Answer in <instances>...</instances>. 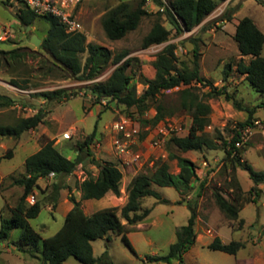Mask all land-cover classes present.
<instances>
[{
	"label": "rangeland",
	"instance_id": "374dc122",
	"mask_svg": "<svg viewBox=\"0 0 264 264\" xmlns=\"http://www.w3.org/2000/svg\"><path fill=\"white\" fill-rule=\"evenodd\" d=\"M120 1L124 0L83 1L81 4L83 6L81 18H77L81 22L82 27L88 29L87 41L110 49L113 56L121 53L126 54L123 59L129 58L131 60L127 73L131 76V83L135 86L137 95L143 92L147 87V80L153 77L154 68L152 62L155 60L156 54L166 44L174 43L176 45L174 52L178 58L175 61L177 67H181V62L191 66L193 49L196 47L199 53L201 75L208 82L205 85L193 83L192 86L199 97L211 106L210 128H208V124L205 127V132L213 135L216 129H220L224 136L227 134L225 127L243 122L249 117L247 111L236 109L232 101L226 100L224 94H214V89L219 90L224 85L226 91L236 101L241 103L243 107L253 109L250 120L258 119L261 122V126L254 128L255 132L247 144H245L241 157L242 161L250 163L255 167L254 169L264 170V135L260 131L264 125V107L259 106L264 102V92L255 91L245 79V75L237 70V62L242 59L247 63L249 57L245 56L242 58L240 56L237 44L231 34L234 31L232 25L234 23L232 21L233 16L240 18L244 14L252 16L260 30L264 32V0L220 2L199 25L190 30H183L180 33L175 31V28L166 19L164 12L159 9L162 0H146L144 8L149 14L142 18L138 27L129 31L121 39L110 40L104 34L100 24V17L105 11ZM165 1L168 4V0ZM16 4L18 7L10 8L3 0H0V35L4 29L8 30L7 38L0 40V47L4 49L20 47V51L25 53L19 62L12 61L10 64H7L5 61H1L0 95L11 97L14 99L15 104L0 106V123L13 124L20 117L33 115L40 107L44 108L46 115L42 123L35 128L23 132L18 138L0 136V172L3 176L10 172L0 182V227L1 218L9 215L10 209L20 199L21 191L17 190V187L20 186L15 184L14 180L22 175L21 171L24 159L29 154L35 152L44 140H52L58 150L68 157H73L78 143L86 135L90 134L95 125H97L101 144L99 153L97 151L95 154L98 153L100 155L97 157L99 159L108 158L114 160L115 156L113 154H105L110 142V135L106 133L105 126L113 119H118L122 116H132L140 125L143 124L144 120L149 121L146 123V126L151 125L150 120L156 113V105L159 104L165 116L158 123L164 125L168 123L177 124L181 127L179 135L187 133L191 122L189 114L180 107L179 89L183 86L162 90L156 99L149 100L146 103L147 107L144 111H140L135 106L126 107L121 103L108 104L107 102L104 104L101 100L97 101L94 97H89L86 91H83L90 86L87 80L60 79L55 72H48L47 67L50 64V56L39 49L41 43L36 46L29 41L30 35L34 33L42 42V38L46 35L47 23L36 18L35 22H32L30 25V28L25 29L21 23H17L16 17V12L20 11L25 5L20 0H17ZM159 12L161 13L159 15L161 16V22L170 29L169 39L160 44L143 47L142 38L151 27ZM86 55V53H83L82 59ZM262 55L264 56V44ZM114 67L115 64H109L104 71L112 70ZM227 67H229L228 76L223 80V71ZM11 79L18 81L19 86L13 84ZM57 88L66 89L73 95L59 102H48L36 94L39 91ZM70 127L74 128V134L68 139L63 138L62 133ZM168 141L164 147L167 158H160L161 161L168 160L169 151L171 153H179L195 160L199 178L202 177L201 173L203 171L200 169L204 167L208 168L206 171L208 177L213 173L211 179L206 184V189L201 200L200 197L190 199V201H200L198 212L207 221V223L205 221L200 222L201 228L206 232L205 239L211 241L212 237L216 236L220 230L229 233L227 226L219 225L216 221L218 211L214 212L216 206L211 196L212 189L217 188L221 189L223 194L230 198V190L227 189L226 185L230 169L226 167L222 158L218 157V155H222V151L217 148L210 151L204 149L203 151L191 150L179 152ZM209 152L211 153L209 154ZM215 157H218L220 160L214 162ZM203 160L207 161L206 166L202 164ZM169 167L174 173L179 170L175 159L169 160ZM241 167L236 168V174L243 173L242 170L244 168ZM97 171L96 166L90 163L88 156L85 155L83 162L78 165L72 176V183L77 185V176L80 174L82 176L87 174L96 175ZM129 173L130 171L127 170L124 173V178L127 179ZM65 178H62L61 183L64 193H68L70 190H67L64 185ZM124 178L121 180L120 189H125ZM49 181L47 185H50L51 180ZM217 181H220V185L217 184ZM45 183L47 181H43V187H45ZM193 185L196 187L198 183L195 184L194 182ZM151 187L161 197H165L167 202H159L154 196H146L142 199V207H149L151 209L150 214L145 220L147 225L139 231L134 229L127 231L131 232L130 241L135 253L126 246L120 235L110 234L108 240L99 238L92 241L95 256L99 257L105 252L107 259H110L113 264H235L237 257L245 256L247 250H239L234 255L210 249L197 242L183 254L181 261L176 259L170 263L150 261L148 255H163L167 253L169 243L176 238V228L186 224L190 216L189 206L182 204V202L180 203L184 197L180 199L179 192L175 188L158 186L156 184H152ZM33 193L35 199L40 196L38 190L36 193ZM263 198V190L261 189L254 199L256 201ZM88 201H92V209L99 208L98 200L89 199ZM220 216L222 223L229 226L232 223L233 226H237L238 219L228 221L222 214ZM239 217L243 218L244 222L248 225L258 226L259 221L264 222V205L262 203L260 205L249 204L239 211ZM62 222L63 215L61 211L51 213L45 208L40 211L38 216L30 220L31 225L40 230L42 236L53 234L61 227ZM42 226H45L46 229H41ZM246 229L250 231L249 226ZM20 234V228H14L9 233L7 239L10 243V250H6L0 240V264H42L40 244L36 246L22 244ZM256 236L253 243L248 246L249 250L260 247L258 244L259 235L256 234ZM3 237L1 236L0 238ZM236 238L233 236V240ZM250 240L252 239L250 238ZM148 252H156L157 254ZM66 262L67 264H85L73 256H70Z\"/></svg>",
	"mask_w": 264,
	"mask_h": 264
},
{
	"label": "trees",
	"instance_id": "16d2710c",
	"mask_svg": "<svg viewBox=\"0 0 264 264\" xmlns=\"http://www.w3.org/2000/svg\"><path fill=\"white\" fill-rule=\"evenodd\" d=\"M145 1H120L105 11L100 17V24L105 36L110 40H118L129 31L136 29L142 18L149 14L144 8ZM223 1L225 0H168L163 12L175 31L180 33L199 25L217 4ZM160 14L159 12L143 36V47L160 44L169 39L170 29L161 22ZM16 17L23 26L31 25L36 18L47 23L46 35L42 38L39 49L50 56L47 71L55 72L60 79H93L102 73L109 64H115L104 80L94 82L88 87L97 101L105 97L109 98L108 104L121 103L126 107L135 106L140 111H144L147 107L146 103L156 99L162 90L183 86L179 89V102L180 107L190 116V126L185 135H174L168 143L172 144L179 152L217 148L223 152L222 160L230 169L226 181L227 189L230 190V198L217 188L212 189L211 196L215 206L226 220L238 219L237 226L230 224L233 229L243 226L244 219L239 217V211L246 203L255 201L254 197L261 190L260 184L264 183V170H256L250 163L242 161L241 155L245 145H235L239 139L238 129L253 121L250 120L253 109L243 107L226 91L224 85L219 90L214 89V94H224L225 99L232 101L236 109L247 111L249 117L243 122L236 123L234 127H225L227 134L224 136L220 129H216L213 135L205 132V127L210 121L211 106L199 97L192 86L193 83L205 85L208 82L201 75L199 53L196 47L193 49L191 66L181 62V67H177L175 61L178 58L174 52L176 45L174 43L166 44L156 54V58L152 62L153 77L147 80V87L140 95H137L135 86L131 83V76L127 73L131 60L123 59L125 53L113 56L110 49L87 41L83 31H67L64 24L54 15H39L24 6L16 13ZM233 39L237 44L240 56L249 57L247 63L242 59L237 62V70L245 75V79L255 91L264 92V56L262 55L264 33L250 16L245 15L238 19ZM83 53L87 54L84 59H82ZM24 54L20 51V47L10 49L0 47V64L1 61H5L7 64L12 61L19 62ZM228 69L229 67L223 71V80L228 76ZM11 82L19 86L15 79H11ZM36 94L48 102H59L73 95L63 88L39 91ZM13 104H15L14 99L0 95V106ZM259 106L264 107V102ZM155 109L156 113L150 120L151 126L156 125L165 116L161 105H156ZM45 115L44 108L40 107L33 115L20 117L13 124L0 123V136L18 138L23 132L42 123ZM148 122L144 120L141 126H146ZM99 138L100 133L95 125L93 131L78 143L73 157H68L58 150L52 140H44L38 150L29 154L24 160V172L14 180L15 184L22 187L20 199L10 209L9 215L1 218L0 237L7 238L14 228H20L22 244L33 246L40 244L42 264H67L66 260L70 256L85 264H113L110 259H107L105 252L101 256L95 257L91 243L93 240L99 238L108 240L110 234L120 235L126 246L135 253L126 232L131 230L133 225L144 220L151 211L149 207H142V199L146 196H154L159 202H167V199L152 189V184L173 187L185 199V196L192 192L195 180L200 179L193 160L182 154L169 151L168 160H159L152 169L131 176L125 187L127 198L122 206H108L86 214L80 201L70 196L69 199L73 206L63 217L61 227L51 235L41 236L32 227L29 219L35 218L47 205L51 208L56 206L59 191L63 187L62 178L73 174L78 165L83 162L85 155L98 171L96 175H84L79 185L81 198L99 199L109 191L116 195L120 194L122 172L117 163L97 158L91 149V145ZM170 159L176 160L178 172L174 173L170 170ZM240 166L247 171L252 182L248 190H243L237 177L236 168ZM51 171L55 173V176L51 179L50 185L46 183L45 187H42L39 184V179L47 178ZM208 182L206 179L199 182L198 192L194 198L205 191ZM34 190H38L40 196L35 199L34 203L29 204L26 197L33 194ZM188 206L190 216L187 223L176 228V239L169 245L167 253L148 255L150 261L166 263H170L174 259L181 261L183 254L195 243L197 201L188 200ZM243 246L244 243L240 240L222 242L218 236H214L207 244L210 249L229 254H236Z\"/></svg>",
	"mask_w": 264,
	"mask_h": 264
},
{
	"label": "built area",
	"instance_id": "2783aa9c",
	"mask_svg": "<svg viewBox=\"0 0 264 264\" xmlns=\"http://www.w3.org/2000/svg\"><path fill=\"white\" fill-rule=\"evenodd\" d=\"M26 7L33 10L36 14H50L56 16L66 27L67 31H81L82 24L74 15V8L82 2V0H20ZM167 6L165 0L161 1L160 10L163 11ZM8 30H3L0 35V40L7 38ZM112 70H107L100 73L93 79L87 80V83L105 79ZM222 82V80H220ZM85 92V90H84ZM89 97H93L91 90L86 89ZM109 98H102L101 102L106 104ZM235 125H233L234 127ZM261 126L260 120H253L252 123L239 128V139L236 141V146L245 145L252 134L255 132V127ZM106 133L110 135L109 146L111 152L117 159V166L124 173L129 170L132 175L139 172H146L152 169L160 158H167L165 144L173 134L179 135L180 126L173 123L167 125L157 123L156 125L141 126L140 123L131 116H122L118 119H113L106 126ZM210 128V125H208ZM264 135V125L260 130ZM74 128L70 127L62 133L63 138L68 139L74 134ZM101 141L97 140L91 145L93 152L99 151ZM207 165L206 162L203 163ZM55 173L51 171L47 178L51 179ZM29 204L34 203V194L26 197ZM210 232V230H208Z\"/></svg>",
	"mask_w": 264,
	"mask_h": 264
},
{
	"label": "crops",
	"instance_id": "0c3cea01",
	"mask_svg": "<svg viewBox=\"0 0 264 264\" xmlns=\"http://www.w3.org/2000/svg\"><path fill=\"white\" fill-rule=\"evenodd\" d=\"M4 1V3L7 5V6H9L10 8H13V7H15V6H17L18 7V5L16 4V2H17V0H3ZM83 1L84 0H82V2L80 3V4H78L75 8H74V11H73V13H74V15L76 16V17H78V18H81V15H82V10H83V6L81 5L82 3H83ZM227 3L228 2H230V1H232V0H225ZM224 2V1H223ZM17 13V12H16ZM245 15H247V16H250L249 14H244V15H242V16H245ZM241 16V17H242ZM240 17V18H241ZM253 20H254V18L252 17V16H250ZM240 18H236V17H234L233 16V20L232 21H234V23L232 24L233 25V27H234V31H235V25H236V23L238 22V19H240ZM40 19V18H39ZM40 20H42V19H40ZM255 21V20H254ZM33 22H35V20L33 21ZM17 23H20L19 22V20L17 19ZM255 23L257 24V22L255 21ZM257 26H258V24H257ZM25 27V26H24ZM259 27V26H258ZM260 29V28H259ZM46 30H47V28H46ZM81 31H83L84 33H85V35L86 36H88V29L87 28H83L82 27V30ZM234 31L231 33V32H229V33H231L232 34V37H233V34H234ZM264 33V32H263ZM41 37H43V36H41ZM264 44V43H263ZM243 57H245V56H243ZM242 57V58H243ZM244 75V74H243ZM245 77V76H244ZM85 91H86V89H84ZM83 90V91H84ZM88 95V94H87ZM210 125V124H209ZM107 146V145H106ZM40 148V146L38 147V149ZM37 149V150H38ZM209 151L210 150H212V149H208ZM98 153H99V151H98ZM98 153H96L95 154V156L96 157H98V156H100ZM211 152H209V154H210ZM98 154V155H97ZM105 154L106 155H108V154H113L112 152H111V149H110V146L108 145L107 146V150H106V152H105ZM220 154V153H219ZM184 156V155H183ZM221 156H223V152H222V155H218V157L219 158H222ZM102 157V156H101ZM106 158H107V156H105ZM218 157H215V161L214 162H218L220 159L218 158ZM189 158V157H188ZM191 160H193L194 162H195V160L194 159H192V158H190ZM25 160V159H24ZM107 160H110V159H108L107 158ZM218 160V161H217ZM111 161H114V162H117V159L116 158H114V160H111ZM204 162H206L207 163V161L206 160H203V162H202V164L204 163ZM204 165V164H203ZM204 166H206V165H204ZM253 168H255L254 166H252ZM23 169H22V173L24 172V161H23V167H22ZM242 168V167H241ZM201 171H202V177H200V179H198V180H195V184L196 183H198V185H199V182L201 181V180H204V179H206L207 181H209L210 179H211V176L213 175V173L212 174H210L209 175V177L206 175V171L208 170V168H203V169H200ZM12 172V171H11ZM242 172L243 173H237V177H238V179H239V182H240V184H241V186H242V188H243V190H248L250 187H251V185H252V182H251V180H250V178H249V176H248V173H247V171L246 170H242ZM10 173V172H9ZM9 173H7V174H9ZM75 173V172H74ZM74 173L73 174H71V175H68L66 178H65V186H66V189L67 190H70L68 193H64V188H61L60 189V191H59V197H58V200H57V202H56V206L54 207V208H51L49 205H47V206H45V207H43V208H45L46 210H48L49 212H51V213H53V212H58V211H61L62 212V215H63V217L67 214V212L72 208V206H73V203L70 201V199H69V197L70 196H73L74 198H75V200H77V201H80V203H81V206H82V209H83V211L86 213V214H90V213H92V212H94L95 210H97V209H100V208H104V207H108V206H122L124 203H125V201H126V198H127V194H126V189H120V194L119 195H116V194H114L113 192H111V191H109V192H107L103 197H101V198H99V199H95V200H98V202H99V205L100 206H98L99 208H97V209H95V208H91L92 207V205H93V203H92V201H88L89 199H82L81 198V191H80V182L82 181V179L84 178V175L82 176L81 174L80 175H78L77 176V180H78V182L76 183L77 185H75L74 183H72V180H73V178H72V176L74 175ZM2 175V173L0 172V178H1V181L6 177V176H8V175ZM246 174V175H245ZM128 175V174H127ZM199 176H201V175H199ZM245 176V177H244ZM127 177V176H126ZM124 178V176L122 177V179ZM130 178H131V175H130V173H129V175H128V177H127V179L126 178H124L125 179V182H124V184L125 185H127V183H128V181L130 180ZM52 179V178H51ZM51 179H48V178H45V179H43V178H41V179H39V184L43 187V181H47V183H49L50 181L49 180H51ZM247 180V181H246ZM0 181V182H1ZM46 184V183H45ZM194 184V183H193ZM217 184L218 185H220V181H217ZM124 185V186H125ZM198 185H196V187H194L193 188V190H192V192L191 193H189L187 196H186V198L185 199H183V200H179L180 201V203L182 202V204H184V205H188V200H190L191 198H193V197H195V195H196V193L198 192ZM126 187V186H125ZM260 188L263 190V195H264V183H261L260 184ZM17 190H20V191H22V187L20 186V187H17ZM34 192L36 193L37 192V190H34ZM21 193V192H20ZM34 194V193H33ZM66 194H67V196H66ZM180 195V194H179ZM203 195H204V192L200 195V196H198V197H200V200H201V198L203 197ZM181 195H180V199H181ZM163 198H165V197H163ZM166 199V198H165ZM198 203V205H197V217H196V224H195V230H196V239H195V243H197V242H199L202 246H207V244L210 242V241H208V240H206L205 239V231L201 228V225H200V222L201 221H205L204 220V218H203V216L202 215H200V213L198 212L199 211V204H200V201H198L197 202ZM263 204L264 205V198L263 199H259V200H256V201H251V202H248V203H246L243 207H242V209L245 207V206H247V205H249V204H256V205H260V204ZM141 205H142V203H141ZM42 208V209H43ZM41 209V210H42ZM218 211V215L216 216V221H217V223L219 224V225H224V226H227V228H228V230H229V233H226V232H222L221 230L219 231V233L216 235V236H218L220 239H221V241L222 242H229V241H231V240H233V236H235V237H237L235 240H240V241H242L243 243H244V246L242 247V248H240L239 250H247L246 251V253H245V256H242V257H237L236 259H235V264H237V263H241V264H264V222H260L259 221V223H258V226H251V225H248L246 222H244V224H243V226L241 227V228H239V229H233L231 226H229V225H227V224H225V223H222V221H221V216H220V212H219V210L217 209V207H216V209L214 208V212L215 211ZM40 213V212H39ZM150 214V213H149ZM38 216V215H37ZM148 217V216H147ZM146 217V218H147ZM146 218L144 219V220H142L141 222H138L137 224H135V225H133V228L131 229V230H141V229H143L144 227H145V225H147L146 224V222H145V220H146ZM33 219V218H32ZM30 220L31 219H29V222H30ZM122 222L123 223H125V221L124 220H122ZM206 223H207V221H205ZM31 224V223H30ZM247 226H249L250 227V231H248L247 229H246V227ZM33 227V226H32ZM34 229H36L35 227H33ZM41 229H46V227L44 226H42L41 227ZM202 230V231H201ZM36 231H38L40 234H41V232H40V230H38V229H36ZM130 233L131 232H126V235H127V237H128V239L130 240ZM256 234H258L259 235V246L260 247H257V249H252V250H249V245L250 244H252L253 243V241L256 239ZM209 235H211V234H209ZM245 235V236H244ZM42 236V235H41ZM239 236V237H238ZM244 236V237H243ZM213 238V237H212ZM250 238L252 239V240H250ZM169 239H172V238H169ZM176 239V238H175ZM175 239L172 241V242H174L175 241ZM0 240L2 241V246L6 249V250H10V246H9V241H8V239L7 238H5V237H3V238H0ZM131 242V241H130ZM172 242H170L169 243V245L172 243ZM92 243V242H91ZM93 247V246H92ZM238 250V251H239ZM237 251V252H238ZM148 253H155V254H157L156 252H148ZM148 253H146V254H148ZM93 254H94V252H93ZM237 254V253H236ZM236 254H234V255H236ZM159 255V254H158ZM95 257H97V256H95Z\"/></svg>",
	"mask_w": 264,
	"mask_h": 264
},
{
	"label": "water",
	"instance_id": "95a60500",
	"mask_svg": "<svg viewBox=\"0 0 264 264\" xmlns=\"http://www.w3.org/2000/svg\"><path fill=\"white\" fill-rule=\"evenodd\" d=\"M30 28V25H25V29ZM30 43L33 45L38 46L41 43V39L36 35V34H31L30 35Z\"/></svg>",
	"mask_w": 264,
	"mask_h": 264
}]
</instances>
